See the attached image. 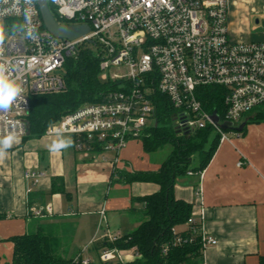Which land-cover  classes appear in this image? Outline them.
Returning <instances> with one entry per match:
<instances>
[{
	"label": "built area",
	"instance_id": "1",
	"mask_svg": "<svg viewBox=\"0 0 264 264\" xmlns=\"http://www.w3.org/2000/svg\"><path fill=\"white\" fill-rule=\"evenodd\" d=\"M52 2L59 22L86 24L90 30L73 39L55 37L44 25L38 0H0V65L20 88L10 108L0 110V138L28 134L32 96L66 92L64 65L85 47L98 51L100 79L125 82L102 102L87 103L48 126L45 133L49 135L75 136L79 151L89 153L101 147L114 152L118 161L129 141L141 138L156 122L150 98L154 88L178 109L179 130L211 124L221 133V140L229 134L220 124L231 122L237 127L246 113L264 105V42L230 38L229 0ZM208 86L225 90L226 111L218 124L198 97V89ZM45 175L36 170L25 174L34 180ZM53 210L51 205L41 206L34 215L45 217ZM196 220L192 216L189 223L196 224ZM197 227L203 251L217 244L202 221ZM187 241L178 236L175 243ZM118 251L104 250L100 260L107 263ZM79 260L90 263L82 253L75 257Z\"/></svg>",
	"mask_w": 264,
	"mask_h": 264
},
{
	"label": "crops",
	"instance_id": "2",
	"mask_svg": "<svg viewBox=\"0 0 264 264\" xmlns=\"http://www.w3.org/2000/svg\"><path fill=\"white\" fill-rule=\"evenodd\" d=\"M229 3L230 38L264 42V0ZM259 111L264 112V105ZM242 124L245 133L228 129V139L220 140L203 171L190 170L176 180L175 196L193 204V216L218 241L205 249L204 264H262L264 260V120L252 122L248 117L238 126ZM75 138L47 133L17 137L5 149L0 158V211L4 214L0 218V264H13L12 238L39 229L60 241L57 252L62 257L82 253L92 264H127L139 257L136 249L121 250L105 263L96 244L134 231L144 221L141 199L160 189L149 181L127 183L122 173L158 170L167 157L150 165L142 139L133 138L115 161L111 151L77 150ZM60 140L70 145L53 150L52 145ZM135 144L145 154L140 158H147V166H138ZM197 161L193 167L200 164ZM29 170L46 175L27 179ZM48 205L52 213L34 215L36 208ZM185 229L181 225L176 231Z\"/></svg>",
	"mask_w": 264,
	"mask_h": 264
},
{
	"label": "trees",
	"instance_id": "3",
	"mask_svg": "<svg viewBox=\"0 0 264 264\" xmlns=\"http://www.w3.org/2000/svg\"><path fill=\"white\" fill-rule=\"evenodd\" d=\"M48 4L55 18L60 21L52 0ZM79 52L77 56L68 58L64 65L66 92L32 96L31 111L27 116L28 134L25 137L45 134L48 126L59 121L63 115L73 113L87 103L102 102L108 92L120 89L125 82L100 79V57L89 47L81 48ZM224 96L225 90L219 86L198 89V97L204 109L210 114L217 112L221 119H224L226 111ZM150 98L155 106L156 122L145 129L141 137L143 147L147 152H154L169 144L173 151L158 170L123 172L122 177L127 183L154 182L160 189L141 199L145 206L144 221L134 231L115 240L99 242L96 250L136 249L139 257L127 264H204L202 234L197 229L195 231L199 221L196 220V224L189 223L193 216V204L178 199L174 188L178 177L190 170L200 172L207 167L217 151L221 133L211 124L184 133L176 126L175 117L179 111L169 97L154 88ZM258 108L246 113L243 120L248 117L252 122L264 120V112H257ZM244 133L245 129H242L241 134ZM102 149L99 147L94 150L103 152ZM197 154L200 164L193 167L192 160ZM3 217L0 211V218ZM181 225H186L187 229L176 231ZM178 236L188 241L175 243ZM191 238L193 240L189 242ZM12 239L13 264H83L81 260L76 262L75 257H62L57 252L60 241L43 229Z\"/></svg>",
	"mask_w": 264,
	"mask_h": 264
},
{
	"label": "water",
	"instance_id": "4",
	"mask_svg": "<svg viewBox=\"0 0 264 264\" xmlns=\"http://www.w3.org/2000/svg\"><path fill=\"white\" fill-rule=\"evenodd\" d=\"M38 6H39V10H40L41 15H42L44 25H46L48 30L55 37L57 36V37H61V38L73 39V38H76L78 36L84 35L86 32H88L90 30V27L86 24H84V25H73V24L67 25V24H63V23L59 22L55 18L52 10H50L47 0H38ZM211 118L215 124L216 123L218 124L220 121V117H218L217 112H214L211 115ZM220 126L224 130L231 129V127H233V128L240 131L243 129L245 124H242L241 126L234 127L230 122V123H222V124H220ZM182 131L184 133H187V134H188V132H190L189 129L188 130L183 129Z\"/></svg>",
	"mask_w": 264,
	"mask_h": 264
},
{
	"label": "clouds",
	"instance_id": "5",
	"mask_svg": "<svg viewBox=\"0 0 264 264\" xmlns=\"http://www.w3.org/2000/svg\"><path fill=\"white\" fill-rule=\"evenodd\" d=\"M20 91L18 84L9 78L5 73V68L0 65V110L6 111L10 108L13 100ZM12 136H8L0 140V158L5 155V149L9 148L12 143ZM70 143L65 140H60L52 145L53 150L68 147Z\"/></svg>",
	"mask_w": 264,
	"mask_h": 264
},
{
	"label": "rangeland",
	"instance_id": "6",
	"mask_svg": "<svg viewBox=\"0 0 264 264\" xmlns=\"http://www.w3.org/2000/svg\"><path fill=\"white\" fill-rule=\"evenodd\" d=\"M48 1H50V0H48ZM93 51H95L96 54L98 53V51H97L96 48H94ZM138 144H135L134 146H132V148H133V154L138 159L137 160L138 163H139L138 166H147V163H146V159L147 158L146 159H143V160L140 158V156L145 155V154L142 153V149L140 148V145H138ZM172 151H173L172 146L168 144V145H165L164 147H160V149L157 150V151L149 152L150 155L147 152H145L146 154H148L149 156H151L150 159L153 161L152 162L150 160V161H147V162L148 163H151L150 165H152V164L154 165V163L160 164ZM197 159H198V154L193 157V160L192 161H193V164L194 165L197 164V162H198ZM190 172H188V173H190Z\"/></svg>",
	"mask_w": 264,
	"mask_h": 264
}]
</instances>
